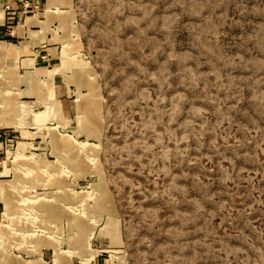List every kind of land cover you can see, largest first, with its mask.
I'll list each match as a JSON object with an SVG mask.
<instances>
[{
  "label": "rangeland",
  "instance_id": "374dc122",
  "mask_svg": "<svg viewBox=\"0 0 264 264\" xmlns=\"http://www.w3.org/2000/svg\"><path fill=\"white\" fill-rule=\"evenodd\" d=\"M0 9V264H264V0Z\"/></svg>",
  "mask_w": 264,
  "mask_h": 264
},
{
  "label": "crops",
  "instance_id": "0c3cea01",
  "mask_svg": "<svg viewBox=\"0 0 264 264\" xmlns=\"http://www.w3.org/2000/svg\"><path fill=\"white\" fill-rule=\"evenodd\" d=\"M29 1L32 2L33 4H35V3L39 2L40 0H28V2H29ZM1 11L3 12V19H2V21L0 20V27L3 26V25H5L4 23L10 22V20H8V19L16 18V14H14L15 11H11V12H7V14H9V16H6V17H5V20H4V11H3L2 9H0V12H1ZM46 11H47V9H45V14H47ZM10 13H11L12 15H11ZM45 16H46V17H45L44 19L37 18L36 15H33V16H26L23 25L26 26V30L29 32V30H31V29H30V27L26 24V20H27V18L32 17V18L39 19V20H46V19H47V15H45ZM17 17H18V15H17ZM5 26L9 27L10 25L6 24ZM41 29H42V28H41V26H40V30H39V31H41ZM34 31H35V30H34ZM6 33H7V31H6L5 27H1V28H0V36L6 35ZM0 42H6V41H4V40H0ZM47 73H48V72H47ZM18 147H19V146H18ZM13 159H14V158H13ZM11 160H12V159H11ZM5 170H6V169H5ZM14 174H15V173H14Z\"/></svg>",
  "mask_w": 264,
  "mask_h": 264
}]
</instances>
